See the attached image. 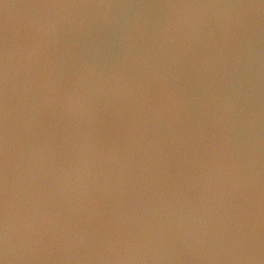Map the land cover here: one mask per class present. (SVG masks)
<instances>
[{"label": "water", "instance_id": "95a60500", "mask_svg": "<svg viewBox=\"0 0 264 264\" xmlns=\"http://www.w3.org/2000/svg\"><path fill=\"white\" fill-rule=\"evenodd\" d=\"M0 264H264V0H0Z\"/></svg>", "mask_w": 264, "mask_h": 264}]
</instances>
